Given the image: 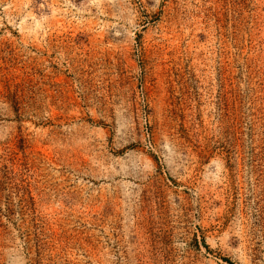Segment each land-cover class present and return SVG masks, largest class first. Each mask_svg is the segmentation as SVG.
I'll return each instance as SVG.
<instances>
[{
	"label": "rangeland",
	"instance_id": "1",
	"mask_svg": "<svg viewBox=\"0 0 264 264\" xmlns=\"http://www.w3.org/2000/svg\"><path fill=\"white\" fill-rule=\"evenodd\" d=\"M0 264H264V0H0Z\"/></svg>",
	"mask_w": 264,
	"mask_h": 264
}]
</instances>
